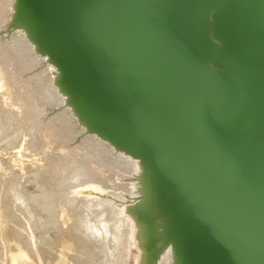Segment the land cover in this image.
I'll return each mask as SVG.
<instances>
[{
	"label": "water",
	"instance_id": "1",
	"mask_svg": "<svg viewBox=\"0 0 264 264\" xmlns=\"http://www.w3.org/2000/svg\"><path fill=\"white\" fill-rule=\"evenodd\" d=\"M13 32L138 162L142 264H264V0H14Z\"/></svg>",
	"mask_w": 264,
	"mask_h": 264
},
{
	"label": "rangeland",
	"instance_id": "2",
	"mask_svg": "<svg viewBox=\"0 0 264 264\" xmlns=\"http://www.w3.org/2000/svg\"><path fill=\"white\" fill-rule=\"evenodd\" d=\"M1 3V2H0ZM13 3H14V1H13ZM13 3H10L9 5L7 4V6L6 7H4L3 5H2V3L0 4L1 6H0V8L1 7H4L5 8V10H3L4 8H1L0 9V14H2V15H0V90H1V92H0V102H1V104H3V105H0V111L2 110V107L4 106V103L6 104L9 100V102H11V103H8L7 105H5V110H6V107H8V105L9 104H11L12 105V103H13V101H15L16 100V98H18L17 99V102H21L22 103V101H23V103H25V104H27V106H28V104L30 105V104H32V106L30 105L29 107H31V108H29V107H27V110L28 111H30V112H33V110L35 109V111H34V115H33V113H30V114H32V116H30L28 113L29 112H25V111H22V110H19L18 108H17V106H14L13 107V105H12V107L15 109V110H13V109H11L12 111H10L11 113L10 114H8L7 115V113H9V110L10 109H8L7 110V112H5V114L7 115V116H5L4 117V115L2 114V116L4 117V118H6V117H8V116H12V118L11 119H14V117H17V116H21V118H19V117H17L18 119H20V120H22L23 121V118L25 119V122L24 123H26V124H24V126H23V122L21 121H18L16 118V120L15 121H13V120H10L9 118H8V120L10 121L9 122V124H6L5 125V122H1L2 120H6V119H2L1 117L2 116H0V122H1V124H3L4 125V127H5V129H7V125H8V129L10 128L9 126L11 125V128H14V125L13 124H15V123H17V127H15L16 129H17V131H15L16 129H12L10 132H9V130L11 129H7V131L4 129H0V134H3V135H0V139H3V140H0V143H2V141H3V143L2 144H4V145H1L0 144V146H5L6 145V143H8V142H12V141H14V139L13 138H15L16 137V140L17 141H15V142H13V145H11L10 147L11 148H8V150H4V149H1L0 150V162H2V163H0V187L2 186V185H5V183L7 184V182H12V181H10L12 178V180H13V182H17L18 183V181L19 180H17L16 178H18L20 175H21V173L22 174H24V178L22 179V176H20L21 178H19V179H22L21 180V182L19 183V184H22V186H23V182H25L24 184H26L27 183V179H33V176H30V175H36L37 173L35 172V171H37V169H39L40 171H38V173H42V175L44 174V172H46L45 170V166L47 165V163H48V159L50 160L51 158H48V157H54V156H58V158H62V156L60 157V155L59 154H61L62 153V151L64 150V155H63V157H66V155L67 154H65L66 153V151H67V153L69 154V152H70V150H73V149H75V151H76V148H78V151H79V147H80V152H82V151H89L90 149H91V147L94 149H91L90 151L92 152H95V148L97 149L98 148V150L96 151L97 153H99V156H100V158H99V161H101L102 160V158L104 159V160H102V163L105 161V159H106V161L105 162H107L108 164H106L105 162L102 164L103 166H104V164L105 165H109V164H113V166H117L118 168H119V166H121L119 169H120V171L119 170H115V171H112V168H113V166H111V165H109L110 167H112V168H110L111 170L110 171H112V173H110V172H108V170H109V168H106V167H104L105 169H104V172L105 171H107L106 173H107V175L108 176H110V179H111V183L110 184H108V185H106V186H104V187H102L101 185L99 186V185H96V186H98V187H101V189H99V188H96V187H93L92 185H86L85 186V190H87V191H85V192H82L83 194L81 195V194H77V193H75V192H69V193H71L72 195H70V194H68L67 193V190H65L64 189V187L65 186H62V181H58L57 180V178H53V177H55V176H53V174L55 173V169H53V171H54V173L52 172V171H50V172H47V173H50V175L49 174H46L47 175V177H41V178H45L44 180H46V181H43V182H48V180H50V179H54V180H52V181H54V182H57L58 184H61V185H59V187H58V185H57V183H54L53 182V186L55 187H58V189H54L60 196V198L57 200V202H61L60 204H63V206L66 204V202H65V200H64V198L65 197H67L66 196V194L67 195H70V196H75V198H73V197H71V198H73V199H75L73 202H75L76 204H78L79 203V201L81 202V201H85V200H87V198L90 200V198H91V200H97V205H94V208H91V210L90 211H88V213H90V214H95V215H99V216H101V222H102V224H105V225H101V226H103L102 228H104L107 224H108V221H107V218H105V217H108L107 216V214L105 215V210L103 211V207H100V204H101V206H103V204H104V206H106V207H104V209H106V208H108V207H111V208H116L117 206H118V208H121V210H122V213L120 214V217H122V216H124V217H122V219H126L125 220V222H129L128 224H131L130 225V229H132V231H129L128 229H129V226H128V224L127 223H125V229L127 230V232H126V234H125V238L123 237V235L124 234H122L120 237H118L119 235H117V237L121 240V243H122V245L123 244H127V242H130V243H128L129 245L127 246H122L123 248V250L122 249H118V248H115V250L113 251V252H117L118 250H122V251H125L126 250V253L125 252H121L120 254H118L117 256L119 257H115V255H116V253L114 254V257H113V255H112V253L110 254V255H112V257H110V260H111V258H112V260H113V258H116L117 259V261H115V264H123L124 262L126 263V264H142V262H143V250L140 248V246H139V241H138V234H137V229L136 228H133V227H135V225H134V223L132 222V220L128 217V216H126L125 214H124V208H125V206L121 203V202H127V204L126 205H130L128 202H132V201H134L136 198H138L139 196H140V183L137 181V179H138V177H139V174L137 173V172H139L138 170H140L139 169V164H136L135 162H137V161H135L134 160V162L133 163H135L136 165V168L134 167V172H135V169L137 170V172H135V173H128V172H130V171H128L129 170V168H126V166L127 167H130L131 166V164L128 162V164H126L127 163V160H129V158L130 157H127V156H125V155H123V154H118V153H116L115 152V150H114V148L113 147H111V146H109L106 142L104 143V141H102V140H100V139H98V138H96V137H93V136H90L89 137V135H86L85 134V131L81 128V126H79V124L77 123V119H76V117L68 110V109H65L64 108V103H65V98H63V96L58 92V90H57V88L54 86V84H53V76H52V74L55 76V73H56V69H54L53 67H48L47 65H45V62H46V59L44 60V59H42L39 55H35V53H34V51H33V48L28 44V41H26V39H25V37H24V35H22V33H20V32H13V33H11V34H2L3 33V31H4V29H5V27H6V25L8 24V20L10 19V14H11V11H12V5H13ZM7 10V11H6ZM3 11H6L4 14L2 13ZM2 17V18H1ZM7 44V45H6ZM6 46V47H5ZM8 47H10V48H8ZM5 50V51H4ZM6 53V54H5ZM5 54V55H4ZM5 56V57H4ZM15 57V58H14ZM18 58V59H17ZM13 59V60H12ZM13 62H15V63H13ZM2 64V65H1ZM9 65V66H8ZM19 65H21V66H19ZM11 66V67H10ZM23 66V67H22ZM7 67V68H6ZM47 67H48V69H47ZM12 68V69H11ZM50 69V70H49ZM6 70V71H5ZM49 70V71H48ZM52 71V72H51ZM8 72V73H7ZM5 76H7V77H5ZM12 76H11V75ZM20 74V75H19ZM11 76V77H10ZM18 76V78H16ZM8 78H10V79H8ZM51 78V79H50ZM7 80H9V81H7ZM15 80V81H14ZM17 80V81H16ZM12 83V84H11ZM8 84H10V85H8ZM14 85H15V87L16 88H14ZM2 87V88H1ZM22 87V88H21ZM14 88V89H13ZM20 88V89H19ZM13 89V90H12ZM15 90V95L14 94H8L9 92H11V93H13V91ZM18 90V91H17ZM25 91V92H24ZM6 92H8V93H6ZM23 92V93H22ZM4 94H7L6 96L4 95ZM19 94V96H17ZM23 94V95H22ZM4 95V96H3ZM28 95V97H26ZM17 96V97H16ZM14 97V98H13ZM6 98V99H5ZM20 98V99H19ZM27 98H29V99H27ZM13 99V100H12ZM15 99V100H14ZM5 100H6V102H5ZM27 101V102H26ZM32 102V103H31ZM10 105V106H11ZM33 105H34V108H33ZM39 105V106H38ZM2 106V107H1ZM12 107H10V108H12ZM39 107V108H38ZM32 108H33V110H32ZM20 111V113H22V112H24V114H22V115H20V114H18V112H16V111ZM26 110V111H27ZM39 110V111H38ZM2 111H4V109L2 110ZM16 113V114H14V113ZM37 112V113H36ZM41 112V113H40ZM13 113V115H11ZM28 115H27V114ZM40 113V114H39ZM26 114V115H25ZM23 115H25V116H23ZM73 115V116H72ZM35 116V117H34ZM63 116V117H62ZM23 117V118H22ZM37 117V118H36ZM67 117H69V119L67 118ZM31 118L32 119H34V118H36V119H34V121H32L31 120ZM55 118V119H54ZM62 118H65V119H63V123H61L62 124V126H60L61 124L59 123V125H57L58 124V120L59 119H62ZM7 120V121H8ZM40 120V121H39ZM53 120H55L54 122H53ZM64 120H66V121H64ZM49 121H51V122H53V124H54V126L52 125V123H50ZM48 122V125H52L53 127H54V130H55V128H57V126L58 127H61V129L60 128H57V129H59L60 130V132L59 133H61L62 135H63V133L65 134V136H64V138H66V140H59V139H51V140H46V142H44L45 143V145H40V144H38V142H39V140H38V136L40 135V133L44 130L43 129V127L45 128V130H44V132L45 131H47L48 130V128H51V127H48V128H46V123ZM66 122H68V123H66ZM6 123H8V122H6ZM19 123H20V127H19ZM50 123V124H49ZM28 124H35L36 126H38V125H40V126H38L39 128H42V129H40L41 130V132H39V135H37L36 137V139H34V137H35V134L37 133L38 134V131H40L39 130V128L37 127V129L36 128H34L35 127V125H28ZM64 124H66V125H64ZM23 127H22V126ZM26 125V126H25ZM16 126V125H15ZM42 126V127H41ZM65 127V128H62V127ZM52 127V128H53ZM24 128H28V129H31V128H33L32 130H28V132H31V131H33L34 129H36V130H34V132L35 133H33V132H31V133H29L28 134V132L27 131H25L24 130ZM18 129H20V130H18ZM23 129V130H22ZM59 130H57V131H59ZM64 130H65V132H64ZM19 131V132H18ZM27 132L26 134H27V136L29 137H27L26 135H22V137L23 138H21V134H23L22 132ZM63 131V132H62ZM2 132V133H1ZM15 132H17V133H15ZM56 132V131H55ZM66 132H68V133H66ZM8 134V137H7V134ZM20 133V134H19ZM5 134V135H4ZM15 134H16V136H15ZM17 134H19V135H17ZM33 135H34V137H33ZM41 135H42V133H41ZM40 135V136H41ZM1 136H3V137H1ZM67 136H69L68 138H67ZM44 137V136H43ZM42 138V137H41ZM22 139H24V141L22 140ZM33 139L35 140V141H33ZM94 139V140H93ZM23 141V143L22 142H20V141ZM30 140H32V142L34 143V142H36V143H34L33 144V146L35 145V147H33L32 145V147H30L29 145L27 146V142L28 141H30ZM36 140H38V141H36ZM86 140V141H85ZM91 140V141H90ZM26 141V142H25ZM49 141V142H48ZM5 142V143H4ZM100 142V143H99ZM29 143H31V142H29ZM87 143H88V145H87ZM95 144V145H93V144ZM97 143V144H96ZM15 144V145H14ZM18 144V145H17ZM20 144H21V146H20ZM23 144H26L25 146H23ZM36 144H37V146L39 145V146H42L41 148H39V146L38 147H36ZM85 144V145H84ZM54 145V146H53ZM81 145V146H80ZM84 145V146H83ZM20 146V148H17V147H19ZM46 146H48V147H46V148H51V150L50 149H46L45 147ZM59 146V147H58ZM29 147H30V151L28 150L29 149ZM52 147H58L57 149H56V152H55V150L53 151L54 153H56V154H52L53 156H51V154H50V152H46L45 150H49V151H52L53 149H52ZM89 147H90V149H89ZM106 147H108V148H106ZM24 148V150H22ZM85 148H88V149H85ZM104 148V149H103ZM31 149H34V151H31ZM59 149H61V150H59ZM85 149V150H84ZM20 150H21V152H23V151H26L25 153L23 152V153H21L20 152ZM38 152H36V151ZM39 150V151H38ZM44 150V151H43ZM61 151V152H57V151ZM2 151H3V153H2ZM11 151V152H10ZM33 152H34V154H33ZM46 152V154H48L49 153V156L48 157H46V158H48L47 159V161H45L46 159H44L43 161H45L44 163H45V165L42 167V164H44L43 162H41L40 161V159H41V157H42V159H43V156H41L40 154H42V155H45V154H43V153H45ZM91 152H88V153H91ZM92 152V153H93ZM109 152V153H108ZM37 155H36V154ZM40 153V154H39ZM58 153V154H57ZM91 153V154H92ZM6 154V155H5ZM26 154V155H25ZM29 154H33L34 156H30ZM102 154V155H101ZM106 154H107V156H106ZM15 155H16V157H15ZM41 156V157H39V156ZM93 155V154H92ZM109 155V156H108ZM5 156H7V157H5ZM18 156V157H17ZM29 156V157H28ZM36 156H38V157H36ZM94 156L95 157H99L97 154H94ZM103 156V157H102ZM33 157H35V159H32ZM124 157V158H123ZM4 158V159H3ZM5 158H6V160H5ZM17 158V159H16ZM39 159V161H37L38 159ZM7 159H8V163H7ZM20 159V160H19ZM101 159V160H100ZM125 159H127V160H125ZM2 160V161H1ZM19 160V161H18ZM60 160V159H59ZM122 161V162H121ZM126 161V162H125ZM130 162L131 161H133L132 160V158H131V160H129ZM4 162H6V164L8 165V164H12L11 166H13V165H15L16 163V165L15 166H13V167H11V168H13V170H15V171H13V170H10L9 168H7V169H9L10 171H13V172H17L16 173V175L18 174H20L18 177H16L15 179L17 180H15L14 179V177H12L11 176V178H9L8 180L9 181H6L7 179L6 178H8V177H10V175H9V173L8 174H6V175H9V176H7L6 177V175H5V171H7L8 172V170H6V167H9L10 165H6ZM21 162V168L19 167V165L20 164H18V163H20ZM42 164H41V163ZM110 162H113V163H110ZM5 164V166H4V164ZM138 163V162H137ZM28 164V165H27ZM41 164V165H40ZM40 165V166H39ZM126 165V166H125ZM138 165V166H137ZM29 166V167H28ZM38 166V167H37ZM108 166V167H109ZM25 167V168H24ZM33 167H36L37 169H33ZM39 167H41V168H39ZM114 167V168H115ZM124 167V168H123ZM137 167H138V169H137ZM5 168V169H4ZM131 168V167H130ZM133 168V167H132ZM45 169V170H44ZM108 169V170H107ZM117 169V168H116ZM127 170L126 172H121V170L123 171V170ZM24 170V171H23ZM41 170H43V172L41 171ZM18 171L19 172H21V173H18ZM24 173H23V172ZM63 171V170H62ZM64 171H66V170H64ZM116 171H118V172H116ZM13 172H11V173H13ZM102 172H103V170H102ZM103 172V173H104ZM114 172V173H113ZM32 173H36V174H32ZM66 172H64L63 173V175L62 174H60V175H58V176H67V175H69V173H66ZM102 173V174H103ZM15 174V173H14ZM14 174H13V176H14ZM26 174V175H25ZM28 174V175H27ZM30 174V175H29ZM65 174V175H64ZM2 175H5V177L6 178H2V177H4V176H2ZM12 175V174H11ZM37 175H40V174H37ZM41 175V176H42ZM45 175V174H44ZM49 175V176H48ZM104 175V174H103ZM50 176H52V178L50 177ZM28 177V178H27ZM30 177V178H29ZM60 177L58 178L59 180H60ZM40 178V179H41ZM46 178H49V179H46ZM2 179V180H1ZM3 179H5V181L3 180ZM26 179V180H25ZM40 179H38L39 181H40ZM56 179V180H55ZM15 180V181H14ZM62 180V179H61ZM33 181V180H32ZM32 181H28L29 182V184H31L32 183ZM113 181V182H112ZM3 182H5V183H3ZM31 182V183H30ZM43 182L42 183H38V185L39 184H42V186L44 185V186H46L47 184L49 185V183L51 182V181H49V183H44L43 184ZM52 183V182H51ZM10 184V183H9ZM12 184H14V183H11V185L9 186H6V188L7 187H9V188H11V191H14L15 192V190L16 189H19L20 188V186L21 185H19V184H14V185H12ZM33 184V183H32ZM46 184V185H45ZM55 184V185H54ZM27 185V186H26ZM26 185H24V189L23 188H21V190H22V192H23V190H25V187L26 188H31V185L29 186L28 185V183L26 184ZM48 185L46 186V187H48ZM12 186L13 187H17V188H15V190H14V188H12ZM39 186H41V185H39ZM43 186V188H46V187H44ZM51 187H53L52 186V184L50 185ZM49 186V187H50ZM19 187V188H18ZM53 187V188H54ZM2 188H5V187H2ZM1 188V189H2ZM5 188V190H10V189H6ZM40 188V192L41 193H38L37 191H39V189L38 190H36V191H34L32 188H31V190H28V194H29V196H30V193L32 194V199H33V197H35V199H36V197H38V196H42V197H44V198H46V195L44 196V194H42V193H47L46 191L48 190H50V188H47L46 190L45 189H42V187H39ZM52 188V189H53ZM60 188H61V190H60ZM0 189V191H5L4 189H2L1 190ZM51 189V190H52ZM94 189V191H93V193L91 192L90 193V191H92ZM21 190H17V192L19 193V194H23L24 195V192H25V195L27 194L26 192V190L22 193V192H19V191H21ZM50 190V191H51ZM53 190V191H54ZM58 190V191H57ZM62 190H64V191H62ZM76 190L77 191H79V190H83V187H77L76 188ZM3 191L2 192H0V201H2L3 203H4V205L2 204V202H0V204H2V205H0V207H2V209L0 208V212H1V216H3V215H9V214H13V213H15L16 212V210L17 209H20L21 207H22V202H19V203H22L21 204V206H19L20 204H18V202H16V204H15V199L14 198H12V194L9 192V191H5L4 193H3ZM30 191H32V192H30ZM54 191V192H55ZM66 191V192H65ZM17 192H15L16 193V195H17ZM34 192H36V193H34ZM65 194H64V193ZM1 193H3V194H1ZM10 193V194H9ZM15 193H13V196L15 197L16 195H14ZM62 193V194H61ZM91 195H90V194ZM5 194V195H4ZM8 194H9V197H7L8 196ZM27 194V195H28ZM35 194V195H34ZM37 194V195H36ZM40 194V195H39ZM24 195V196H25ZM34 195V196H33ZM63 195H64V198H62L63 197ZM90 195V196H89ZM24 196H22V197H24ZM28 196V197H29ZM2 197V198H1ZM7 197V198H6ZM17 197H18V195H17ZM16 197V198H17ZM27 196H26V198H28ZM42 197H38V198H40L41 199V201L43 202H40V200L38 201V200H36V202H34L35 200L33 199H31V197L30 198H28L29 199V201H30V199L34 202V203H36V204H38V203H40V204H43V205H45V204H48L47 202L48 201H50V200H48L47 201V199L46 200H44L43 201V199L44 198H42ZM90 197V198H89ZM5 198H6V201H5ZM10 198V199H9ZM12 198V199H11ZM25 198V201H24V205H26L27 207H29V208H31V206H35L36 204H34L32 201V203L31 202H28L27 201V199ZM2 199V200H1ZM14 199V200H13ZM61 199V200H60ZM114 199H116V200H118V202H115L114 201ZM7 200L11 203V202H13V203H11L12 205V208H13V206H14V208H16L15 209V211H14V209H11V207H10V203L8 204H6V202H7ZM11 200H13V201H11ZM17 200V199H16ZM24 200V199H23ZM88 200V201H89ZM5 201V202H4ZM37 201H38V203H37ZM102 201H103V203H102ZM45 202V203H44ZM49 203H51V202H49ZM29 204V205H28ZM7 206V208H9L10 207V209H7V210H9V212H7V213H5V214H2V213H4V211H6L5 210V208L4 207H6ZM72 205V204H71ZM18 207H20V208H18ZM100 207V208H99ZM24 208H25V206H24ZM77 208V207H76ZM110 208V209H111ZM32 209V208H31ZM77 209H79V207L77 208ZM2 210V211H1ZM4 210V211H3ZM11 210H12V212H11ZM21 210H22V208H21ZM27 210H28V208H27ZM76 209H74V211H75ZM80 210H82L81 208L79 209V211ZM73 211V210H72ZM74 211L73 212H68V211H64V213L63 214H65L66 212H67V214H66V216L68 217V219H69V217L71 218L72 216H78L79 215V213H78V215H75V214H73L72 215V213H74ZM78 211V212H79ZM26 212V211H25ZM63 212V211H62ZM75 212H77V211H75ZM20 212L18 211V215H14L16 218H18L19 216H20V214H19ZM25 214V213H24ZM27 214V213H26ZM21 215L22 217H20L21 218V221H15V222H17V223H19V224H22V222L23 221H25V220H28L29 221V219H27L25 216H27L28 217V215ZM101 214V215H100ZM95 215H91V216H88V217H94ZM48 216V215H47ZM65 216V215H64ZM63 216V217H64ZM85 216H87V215H85ZM4 217V216H3ZM3 217H0V221L1 222H3V220H1V218H3ZM6 217V216H5ZM11 217V216H10ZM25 218V220H23ZM29 218V217H28ZM42 218V217H41ZM47 218V217H46ZM73 218V217H72ZM64 220L66 219L67 220V218L65 217V218H63ZM82 219H84V218H82ZM86 219H87V217H86ZM91 218H89V220H90ZM20 220V219H19ZM23 220V221H22ZM28 221H25V222H27L28 223ZM91 221L94 223V219H91ZM96 221V220H95ZM21 222V223H20ZM30 222H31V220H30ZM30 222L28 223V225H26V223H24L25 224V226L23 227V226H21V227H23V228H21L20 226H18L17 225V227L18 228H20V229H17V231H19V230H21V232H24L22 229H25L26 231H28V230H30V233H28V235L26 234V232H24V233H22V234H24V235H21V236H25V238L24 237H22V238H24V239H26L27 237L26 236H28V238L30 237V234H32L36 229L32 226V228H28V226L30 227V225H33V224H30ZM68 222V221H67ZM100 222V221H99ZM70 223V222H69ZM69 223H67V225L69 224ZM98 223V222H97ZM9 224L10 223H8L7 225L9 226ZM12 225H10L14 230H15V227H16V225L14 226L13 225V222L11 223ZM30 224V225H29ZM2 225L3 224H1L0 223V227L3 229V232L1 231L0 232V234L2 233V235H3V238H2V236L0 237V244H2V247L5 245V246H8L7 245V243L10 245V246H8V247H0V264H7L8 263V260H9V257L7 256V255H10V253L8 254V253H6V252H8V250H9V252L11 251V249H13L12 247L15 245V243H14V245H12V244H10V243H12L11 241H7V243L5 242L6 241V239H5V235L4 234H7L6 233V231L8 230H6V228H3L2 227ZM23 225V224H22ZM14 226V227H13ZM60 226V225H59ZM68 226H70V224L68 225ZM67 226V227H68ZM108 226V225H107ZM7 227V226H6ZM11 227H10V229H11ZM16 227V228H17ZM25 227H27V228H25ZM51 227V226H50ZM50 227L49 228H47L48 230L50 229ZM65 226H63L62 224H61V226L60 227H56V228H59V229H50L49 231H47V230H45V228H46V226H44L43 228L44 229H37L39 232H37V230L34 232V233H36V235H38V233H40L41 235H42V233H43V235L42 236H44V235H46L45 237H50V235H52L53 237H54V235L53 234H63L65 237H66V235L67 234H69V232L67 233V232H65V231H70L71 229H68L67 230V227H65ZM128 227V228H127ZM0 228V229H1ZM52 228V227H51ZM102 228H100L101 230H102ZM106 228V227H105ZM28 229V230H27ZM31 229H34L33 231L31 230ZM60 229H64L65 231V233H67V234H65L64 232L62 233L61 231H60ZM45 232H44V231ZM55 230V231H54ZM56 230H58V232L56 231ZM133 230H134V232H133ZM32 231V232H31ZM43 231V232H42ZM51 231V232H50ZM55 233H54V232ZM72 231V230H71ZM106 231V230H105ZM105 231H103V232H105ZM109 231V230H108ZM102 232V233H103ZM130 232H132V233H130ZM18 233H20V231L18 232ZM44 233H46V234H44ZM53 233V234H52ZM99 233H100V231H99ZM101 233V234H102ZM112 234L111 232H105L104 234H107V235H109V234ZM127 233H128V236H127ZM21 234V233H20ZM20 234H18V235H16V236H19ZM40 234H39V236H36L35 234H33V235H31L32 237L33 236H35V238H32L33 240H34V242H31V241H33V240H31V239H26V240H31L30 241V243H27V242H29V241H27V242H25V240L23 239V242H25L26 243V245H24V247L26 246V247H30L31 246V248L33 247L34 248V246H35V248H36V245L35 244H37L38 242V244H41L42 242L44 243L45 242V245H43V244H41L40 246L37 244V246H39V247H37L36 248V250L35 249H31V250H35V252H38L39 254H42L43 252H42V250H45L44 252L46 253V251H50V257L53 255L54 256V254L53 253H55L56 251H63L64 249H61V247L63 246V245H61V247L59 246V248H57V249H59V250H57L56 249V251H55V249H53V247H55V246H52V248L50 247L51 245H53V244H51V243H54V242H51L50 240L52 239L51 237V239H46V238H42V236H40ZM70 234H72L71 232H70ZM130 234V235H129ZM8 235V234H7ZM63 235H61L62 237H64ZM105 236V237H109V236H111V235H109V236ZM115 234H113L112 236L113 237H111L110 239H112L113 240V238H114V242L113 241H111V245H110V248L111 247H116L115 246V243L117 244V242H119L120 243V241H119V239H117L116 238V236H114ZM70 235H67V237H69ZM126 236L128 237V238H126ZM130 236L133 238H130ZM40 239V240H42V242H40V241H38V238ZM121 237H123L124 238V240H125V242L122 240V238ZM14 238V237H13ZM42 238V239H41ZM117 239V242H115V240ZM140 238V237H139ZM44 239V240H43ZM129 239H132L131 241L129 240ZM135 239V240H134ZM48 242V244H47V242ZM134 240V241H133ZM3 241V242H2ZM36 241V242H35ZM50 241V242H49ZM53 241V240H52ZM124 243H123V242ZM22 242V243H23ZM24 243V244H25ZM31 243H33L34 244V246H33V244L32 245H30V246H28L29 244H31ZM49 243L51 244V245H49ZM93 243L94 242H89V246L90 247H92L91 249L92 250H95L94 249V245H93ZM47 244V245H46ZM49 245V246H48ZM108 245V244H107ZM1 246V245H0ZM41 246H45L46 248H49V249H47L46 250V248H44L43 247V249L41 248ZM48 246V247H47ZM69 246V245H68ZM121 246V244L118 246V247H120ZM129 246H131V247H129ZM16 247V246H15ZM25 247V248H26ZM65 247V249H67L68 247H66V246H64ZM96 247V250H97V245L95 246ZM39 248V249H38ZM124 248H127V249H124ZM129 248V249H128ZM6 249V250H5ZM15 249V248H14ZM28 249V248H27ZM27 249H25V251H27ZM50 249H52V254H51V250ZM69 249H71L72 250V248H70L69 247ZM109 249V248H108ZM114 249V248H113ZM112 249V250H113ZM4 250V251H3ZM30 252H29V254H31V255H29L28 256V258L26 259V261H31V260H29V257H31V258H34L35 256H34V254L35 253H33V251H31L30 250V248L28 249ZM37 250H39V251H37ZM68 250V249H67ZM112 250H108V252L109 251H112ZM128 250H129V252H128ZM40 251L42 252V253H40ZM54 251V252H53ZM60 251H59V253H60ZM5 252V253H4ZM65 252H67V251H65L64 250V253ZM71 252V254L72 253H74L73 252V250L72 251H70L69 250V253ZM120 251H118L117 253H119ZM38 253H36L35 255H36V257H38ZM59 253H55V254H58V257L60 256V257H62L63 255H61V254H59ZM64 253H62V254H64ZM110 253V252H109ZM125 253V255H123ZM6 254V255H5ZM26 254H28V251H27V253ZM32 254H33V256H32ZM47 254V253H46ZM45 254V255H46ZM43 255V256H42ZM42 255H40L39 257L41 258V260L43 259V258H47L46 256L48 255H46L45 257H44V254H42ZM68 255V254H67ZM72 255H74V254H72ZM4 256H7L6 258H4ZM49 256V255H48ZM65 256H66V254H65ZM65 256H63V257H65ZM123 256V257H122ZM43 257V258H42ZM109 257V256H108ZM125 257V258H124ZM40 258H38V259H40ZM67 260L66 261H64V260H61V261H63V262H58L59 261V258H57L56 257V259H58V260H56L55 262H53V257H52V259L51 258H47V259H45L44 260V262L43 261H41V263L37 260V258H35L34 260V263H27L26 261L24 262V264H67L68 263V260H69V258H70V255H68V257H65ZM75 258V257H74ZM4 259V260H3ZM7 259V260H6ZM70 259H72L71 261H69V262H72L73 261V257L72 258H70ZM121 259V260H120ZM124 259V260H123ZM75 260V259H74ZM167 261V262H166ZM3 262H5V263H3ZM31 262H33V261H31ZM35 262H37V263H35ZM65 262H67V263H65ZM122 262V263H121ZM164 262V263H163ZM74 263V262H73ZM22 264V263H21ZM84 264H90V262L89 261H85L84 262ZM111 264V263H110ZM112 264H114V262H112ZM160 264H172V256H171V254L168 252L166 255H164V257L162 258V260H161V262H160Z\"/></svg>",
	"mask_w": 264,
	"mask_h": 264
},
{
	"label": "bare ground",
	"instance_id": "3",
	"mask_svg": "<svg viewBox=\"0 0 264 264\" xmlns=\"http://www.w3.org/2000/svg\"><path fill=\"white\" fill-rule=\"evenodd\" d=\"M13 1L14 0H0V2L2 3V5L4 6V7H6L7 6V4L9 5L10 3H13ZM0 3V4H1ZM11 5V4H10ZM1 6V5H0ZM4 7H1V8H4ZM0 8V9H1ZM3 10H5V8L3 9ZM7 11V10H6ZM6 11H3L4 13L6 12ZM2 12V11H1ZM2 12V13H3ZM3 13V14H4ZM0 15H2V14H0ZM5 15V14H4ZM2 18V17H1ZM2 20V19H1ZM0 20V21H1ZM1 23V22H0ZM7 45V44H6ZM6 47V46H5ZM8 48H10V47H8ZM5 51V50H4ZM6 54V53H5ZM4 54V55H5ZM5 57V56H4ZM15 58V57H14ZM18 59V58H17ZM13 60V59H12ZM13 63H15V62H13ZM2 65V64H1ZM9 66V65H8ZM19 66H21V65H19ZM11 67V66H10ZM23 67V66H22ZM50 67H52V66H50ZM7 68V67H6ZM12 69V68H11ZM47 69H48V67H47ZM50 70V69H49ZM48 70V71H49ZM1 71V70H0ZM6 71V70H5ZM52 72V71H51ZM8 73V72H7ZM4 75V74H3ZM11 75V74H10ZM20 75V74H19ZM5 76V75H4ZM12 76V75H11ZM10 76V77H11ZM5 77H7V76H5ZM16 78H18V76L16 77ZM8 79H10V78H8ZM51 79V78H50ZM7 81H9V80H7ZM15 81V80H14ZM17 81V80H16ZM12 84V83H11ZM8 85H10V84H8ZM2 88V87H1ZM14 88H16L15 87V85H14ZM13 88V89H14ZM22 88V87H21ZM12 89V90H13ZM20 89V88H19ZM18 91V90H17ZM0 92H1V90H0ZM12 92V91H11ZM11 92H6V93H8V94H14L15 95V90L13 91V93H11ZM25 92V91H24ZM23 93V92H22ZM5 96L7 95V94H4ZM3 95V96H4ZM23 95V94H22ZM1 96V95H0ZM17 96H19V94L17 95ZM16 96V97H17ZM26 97H28V95L26 96ZM14 98V97H13ZM1 99V98H0ZM6 99V98H5ZM17 99L18 98H16V100L15 101H13V103H12V105H13V107L14 106H17V108L19 109V110H22V111H25V112H29L28 114L30 115V116H32V114H30V113H33V115H34V111H35V109L33 110V108H34V105H33V108H32V110H33V112H30V111H28L27 110V107H29L30 105L32 106V104H28V106H27V104H25V103H23V101H22V103L20 102H17ZM20 99V98H19ZM27 99H29V98H27ZM13 100V99H12ZM10 101V100H9ZM7 102L6 104L4 103V106L2 107V110L4 109V111H0V116H2V114L4 113L5 114V112H7V110L8 109H10L9 110V113H7V115L8 114H10L11 112L10 111H12L11 109H13V110H15L13 107H12V105L11 104H9L8 105V107H6V110H5V105H7L8 103H11V102ZM5 102H6V100H5ZM27 102V101H26ZM32 103V102H31ZM0 105H3V104H1V102H0ZM11 105V106H10ZM39 106V105H38ZM10 107H12V108H10ZM29 108H31V107H29ZM39 108V107H38ZM16 111V112H18V114H20V115H22V114H24V112H22V113H20V111ZM27 110V111H26ZM39 111V110H38ZM14 113V112H13ZM13 113L11 114V115H13ZM37 113V112H36ZM41 113V112H40ZM39 113V114H40ZM3 114V115H4ZM14 114H16V113H14ZM27 114V113H26ZM25 114V115H26ZM27 114V115H28ZM6 114L4 115V117L5 116H7ZM25 115H23V116H25ZM73 116V115H72ZM3 116L1 117L2 119L4 118ZM12 118V116H8V117H6V118H4V119H6V120H2L1 122L3 123V122H8V123H6L5 122V125L6 124H9V120H8V118L10 119V120H13V121H15L16 119L18 120V121H22V120H20V119H18L17 117H19V116H17V117H14V119H11ZM35 117V116H34ZM63 117V116H62ZM19 118H21V116L19 117ZM23 118V117H22ZM25 118V117H24ZM23 118V121L25 122V119ZM37 118V117H36ZM36 118H34V119H36ZM68 119H69V117H67ZM34 119H32L31 118V120L32 121H34ZM55 119V118H54ZM63 119H65V118H62V119H59L57 122H58V124L57 125H59V123L61 124V123H63L62 121H63ZM8 120V121H7ZM62 120V121H61ZM22 121V122H23ZM40 121V120H39ZM55 120H53V122H54ZM64 121H66V120H64ZM1 122H0V129H5V127H4V125L3 124H1ZM22 123L23 124V126H24V124H26V123ZM50 123H52V125L54 126V124H53V122H51V121H49ZM49 123V124H50ZM55 123V122H54ZM66 123H68V122H66ZM14 125V128H11V125L9 126L10 128V130L8 129V125H7V129L9 130V132L12 130V129H16L15 127H17V123H15V124H13ZM16 125V126H15ZM29 126L31 125H35V124H28ZM46 128H48V127H51L50 125H48V122L46 123ZM64 125H66V124H64ZM22 126V125H21ZM22 126V127H23ZM26 126V125H25ZM38 126H40V125H38ZM38 126H36L35 125V127L34 128H36L37 129V127ZM52 126V127H53ZM60 126H62V124L60 125ZM19 127H20V123H19ZM42 127V126H41ZM48 128V130L47 131H45L44 132V130H45V128L43 127V131L41 132V130L40 129H42V128H39V130L40 131H38V134L36 133L35 134V137H34V135H33V137H34V139H36L37 137V135H39V132H41L42 133V135H41V133H40V135L38 136L39 138H38V140H39V142H38V144H40V145H45V143L44 142H46V140H51V139H59V140H66V138H64V136H65V134L63 133V135L61 134V133H59L60 132V130L59 129H57V128H60L61 129V127H58L57 126V128H55V130H54V127L53 128ZM18 128V127H17ZM62 128H65L64 126L62 127ZM7 129H5L6 131H7ZM26 128H24V130H25ZM28 129V128H27ZM25 130V131H27L28 132V130L30 131V130H32L33 128H31V129H28V130ZM36 129H34V130H36ZM18 130H20V129H18ZM23 130V129H22ZM34 130L33 131H31V132H33V133H35L34 132ZM57 130H59V131H57ZM15 131H17V129L15 130ZM56 131V132H55ZM19 132V131H18ZM27 132H22L23 134H21V138H23L22 137V135H26L27 136ZM31 132H28V134L29 133H31ZM63 132V131H62ZM64 132H65V130H64ZM2 133V132H1ZM15 133H17V132H15ZM66 133H68V132H66ZM7 134V133H6ZM20 134V133H19ZM19 134H17V135H19ZM0 135H3V134H0ZM5 135V134H4ZM15 136H16V134H15ZM20 136V135H19ZM44 136V137H43ZM1 137H3V136H1ZM7 137H8V134H7ZM28 137V136H27ZM42 137V138H41ZM66 137V136H65ZM69 136H67V138H68ZM90 137V136H89ZM9 138V137H8ZM29 138V137H28ZM14 139V141H10V142H8V143H6V145L3 147V146H0V150L1 149H4V150H8V148H11L10 146L11 145H13V142H15V141H17L16 140V137L15 138H13ZM33 139V141H35ZM0 140H3V139H0ZM23 141H24V139H22ZM38 140H36V141H38ZM94 140V139H93ZM20 141V140H19ZM23 141H20V142H22L23 143ZM86 141V140H85ZM91 141V140H90ZM26 142V141H25ZM29 142H31V143H29ZM49 142V141H48ZM2 143H3V141H2ZM2 143H0L1 145H4V144H2ZM5 143V142H4ZM28 144H27V146L29 145L30 147H32L33 146V144L34 143H36V142H32V140H30V141H28L27 142ZM100 143V142H99ZM105 143V142H104ZM93 144V143H92ZM97 144V143H96ZM15 145V144H14ZM18 145V144H17ZM26 144H23V146H25ZM32 145V146H31ZM85 145V144H84ZM83 145V146H84ZM87 145H88V143H87ZM93 145H95V144H93ZM20 146H21V144H20ZM20 146L19 147H17V148H20ZM39 146V145H38ZM37 146V144H36V147H38ZM54 146V145H53ZM81 146V145H80ZM30 147H29V151H30ZM33 147H35V145L33 146ZM42 146H39V148H41ZM45 147V146H44ZM46 147H48V146H46ZM45 147V148H46ZM59 147V146H58ZM58 147H52V151H49V150H45L46 152L48 151V152H50V154L52 153V154H56V153H54L53 151L55 150V152H56V149L58 148ZM106 148H108V147H106ZM21 149V148H20ZM46 149H50L51 150V148H46ZM85 149H88V148H85ZM84 149V150H85ZM89 149H90V147H89ZM91 149H93L92 147H91ZM90 149V150H91ZM104 149V148H103ZM22 150H24V148L22 149ZM59 150H61V149H59ZM57 151L58 153L59 152H61V151ZM80 147H79V151H78V148H76V151H75V149H73V150H70V152H69V154L67 153V151H66V153L65 154H67L66 155V157H63V155H64V150L62 151V153L61 154H59L60 155V157L62 156V158H58V156H54L53 158L52 157H48L49 156V153L48 154H46V152L45 153H43V154H45V155H42V154H40L41 156H43V159H42V157L41 156H39V157H41V159H40V161L41 162H45V161H47V159L48 158H51L50 160L48 159V163H47V165L45 166V171L46 172H44V174L42 175V173L40 172V173H38V171H40L39 169H37L36 167H33V169L35 168V169H37V171H35L37 174H40V175H37L36 173H32V174H36V175H30V176H33V179H27L28 181H32V183L31 184H29V182L27 181V183H28V185L30 186L31 185V188L34 190V191H36V190H38L39 189V191H37L38 193H41L40 191V188L39 187H42V189H47V188H50V190L54 187L53 186V182L54 181H52V180H54V179H50V180H48V182H43V181H46V180H44L43 178H41V177H47V175L46 174H49L50 175V171H52L53 173H54V171H55V173L53 174V176H55V177H53V178H57V180L58 181H62V186H65L64 187V189L65 190H67V193L68 194H70V195H72L71 193H69V192H75V193H77V194H83L82 192H85V191H87V190H85V186L86 185H92L93 187H96V188H99V189H101V187H98V186H96V185H101L102 187H104V186H106V185H108V184H110L111 183V179H110V176H108L107 175V171H105L104 172V167H106L107 165H105L104 164V166L102 165L105 161H106V159H105V161L102 163V160H104L103 158H102V160L101 161H99V158H100V156H99V153H97L96 151L98 150V148L96 149L95 148V152H91L90 150L89 151H82V152H80ZM94 150V149H93ZM31 151H34V149H31ZM36 151V150H35ZM39 151V150H38ZM44 151V150H43ZM11 152V151H10ZM20 152H21V150H20ZM24 153L26 152V151H23ZM23 152H21V153H23ZM37 152V151H36ZM88 152H91V153H88ZM1 153V152H0ZM2 153H3V151H2ZM38 153V152H37ZM57 153V154H58ZM109 153V152H108ZM33 154H34V152H33ZM31 155V154H29L30 156H34V155ZM36 154V153H35ZM51 154V156H53ZM63 154V155H62ZM94 154H97L99 157H95L94 156ZM6 155V154H5ZM26 155V154H25ZM37 155V154H36ZM102 155V154H101ZM38 156H36V157H38ZM65 156V155H64ZM106 156H107V154H106ZM109 156V155H108ZM5 157H7V156H5ZM15 157H16V155H15ZM18 157V156H17ZM29 157V156H28ZM46 157H48V158H46ZM103 157V156H102ZM124 158V157H123ZM4 159V158H3ZM17 159V158H16ZM32 159H35V157H33ZM38 159V158H37ZM44 159H46L45 161H43ZM60 159V160H59ZM5 160H6V158H5ZM20 160V159H19ZM18 160V161H19ZM125 160H127V159H125ZM129 160H131V158H129ZM129 160H127V163L126 164H128V162L131 164V168L130 167H127L126 165V168H129V170L128 171H130V172H128V173H135V172H137V170L135 169V172L133 171L134 170V167L136 168V164H138L137 162H135V163H133L134 162V160L133 161H129ZM2 161V160H1ZM37 161H39V159L37 160ZM136 161V160H135ZM40 162V163H41ZM122 162V161H121ZM126 162V161H125ZM0 163H2V162H0ZM5 164H6V162H4ZM3 163V164H4ZM7 163H8V159H7ZM46 163V162H45ZM45 163L44 164H42V167L45 165ZM106 164H108L107 162H105ZM110 163H113V162H110ZM5 164H4V166H5ZM17 164V163H16ZM15 164V165H16ZM18 164H20L19 165V167L21 166V162L20 163H18ZM40 164V165H41ZM7 165V164H6ZM8 165H10V164H8ZM7 165V166H8ZM12 165V164H11ZM9 166V167H6V170H8V172L7 171H5L6 173H5V175L6 174H8L9 173V175H10V177H8V178H6L7 176H9V175H6V177H5V175H2V176H4V177H2V178H6L7 180L6 181H9L8 179L9 178H11V176L12 177H14V179L16 178V177H18L17 175H16V173L17 172H13V171H15V170H13V168H11V167H13V166H15V165H13V166ZM28 165V164H27ZM39 165V166H40ZM109 165H111V166H113V164H109ZM108 165V166H109ZM106 167V168H109V170H108V172H110V173H112V171H115V170H119L120 171V167L121 166H119V168L116 166H113V168L112 167ZM138 166V165H137ZM29 167V166H28ZM38 167V166H37ZM115 167V168H114ZM133 167V168H132ZM7 168H9L10 170H13V171H10L9 169H7ZM21 168V167H20ZM25 168V167H24ZM39 168H41V167H39ZM110 168H112V171H110L111 169ZM117 168V169H116ZM124 168V167H123ZM5 169V168H4ZM34 169V170H35ZM42 169V168H41ZM53 169H55L54 171H53ZM115 169V170H114ZM137 169H138V167H137ZM140 169V168H139ZM50 170V171H49ZM63 170V171H62ZM64 170H66V171H64ZM102 170H103V172H102ZM126 169L125 170H121V172H126L127 171ZM24 171V170H23ZM22 171V172H23ZM42 172H43V170H41ZM138 171H140V170H138ZM11 172H13V173H11ZM47 172H50V173H47ZM64 172H66V173H69V175H67V176H58V175H60V174H62L63 175V173ZM116 172H118V171H116ZM15 173V174H14ZM18 173H21V172H19L18 171ZM24 173V172H23ZM65 173V174H66ZM104 175H103V174ZM114 173V172H113ZM137 173H139V172H137ZM12 174V175H11ZM13 174H14V176H13ZM52 174V173H51ZM64 174V175H65ZM23 175V176H22ZM26 175V174H25ZM28 175V174H27ZM42 175V176H41ZM48 175V176H49ZM20 176H22V179L24 178V174H22L21 173V175ZM18 177V178H16L17 180H19L20 182H21V180L22 179H19V178H21V177ZM51 178H52V176H50ZM60 177V180L58 179ZM28 178V177H27ZM30 178V177H29ZM41 178V179H40ZM13 179V178H12ZM10 180V181H12V182H7V184L5 183L6 181H5V179H3L5 182H3V183H5V185H2L1 187H0V189L2 188V187H5L6 188V186H10L11 185V183H14V184H19L20 182L18 181V183L16 182H13V180ZM15 179V180H16ZM38 179H40V181L38 180ZM46 179H49V178H46ZM62 179V180H61ZM2 180V179H1ZM14 180V181H15ZM16 180V181H17ZM26 180V179H25ZM56 180V179H55ZM49 181H51L50 183H49ZM57 181V182H58ZM43 182V184L44 183H49V185H48V187H46V186H44V187H46V188H43V186H42V184H39V185H41V186H39L38 185V183H42ZM57 182H54V183H57ZM113 182V181H112ZM10 183V184H9ZM25 182H23V186H22V184H19V185H21L20 186V188L19 189H16L15 190V188H17V187H13L12 186V188H14V190H15V192H17V190H21V188H23L24 189V185H26V184H24ZM14 184H12V185H14ZM52 184V186L53 187H51L50 185ZM55 185V184H54ZM57 185H58V187H59V185H61V184H58L57 183ZM27 186V185H26ZM50 186V187H49ZM58 187H54L51 191L49 190H47L46 192V194L45 193H42V194H44V196L46 195V198H44V197H42L40 194V196H38V197H42V198H44L43 199V201L44 200H46L47 199V201L48 200H50V201H48L47 203L48 204H45V205H43V204H40V203H38V201L40 200V202H42L41 201V199L40 198H38V197H36V199H35V197H33V199L35 200L34 202H36V200H38L37 201V203L38 204H36V203H34L32 200V194L30 193V196H29V194H28V190H31V188L29 189V188H26L25 187V190L27 191L26 193L28 194H26L25 195V190H23V192H24V195L22 194H19L18 192H17V195H18V197H17V195H16V193L14 192V191H11V188H9V187H7L8 189H10V190H5V188H2V189H4L5 191H11L10 193L12 194V198H14L15 199V204H16V202H18V204H20L19 206H21V204H22V210H21V208L20 207H18V208H20V209H17L16 210V212L15 213H13L14 211H15V209L16 208H14V206H13V208H12V204L11 203H13L14 201V199L13 200H11V201H13V202H9L8 200H7V202H6V204L8 203H10L9 205H10V207H11V209H14V211L12 212V210H11V212L15 215H18V211L20 212L19 214H20V216L18 217V218H16L13 214H9V215H3V216H1L0 215V217H3V218H1V220H3V222H1L0 221V223L1 224H3L2 225V227L3 228H6V233L8 234H4L6 237H5V239H6V243H7V241L9 242V241H11L12 243H10V244H12V245H14V243H15V245L12 247L13 249H11V251L9 252V250H8V252H6V253H10V255H7L8 257H9V260H8V263L7 264H24V262L26 261V259L28 258V256L29 255H31V254H29V248H30V250L33 248H31V246L30 245H32L33 243H31V244H29L28 246H30V247H26L27 245H26V243L25 242H27V241H29V242H27V243H30V241L31 240H33L32 238H35V236H31V235H33V234H35L36 235V233H34L37 229L39 230H41V229H44L43 227L44 226H46V228H45V230H47V231H49L50 229L52 230V229H59V228H56V227H60L61 226V224L63 225V226H65V227H67L69 224H70V226H68L67 227V230L68 229H71L70 231L68 230V231H65L64 229L62 230V229H60V231L63 233L64 231L65 232H69V234H67V233H65V234H67V235H70L69 237H67V235H66V237L63 235V234H53L54 235V237L52 236V235H50V237L52 238H50V237H45L46 235H44V236H42L43 235V233H42V235L40 234V233H38V235H36V236H39V234H40V236H42V238H46V239H51L50 241L51 242H54V243H51V244H53V245H51L50 243H49V245H51L50 247L52 248V246H55V247H53V249H55V251H56V249L57 248H59V246L61 247V245H63L62 247H61V249H64L65 251H67V252H65L64 253V250L61 252L59 249H57V250H59L60 251V253H59V251H56L57 253H59V254H61V255H63V256H65V254H66V256L65 257H68V255H70V258H72L73 257V261L72 262H69V261H71L72 259H70L69 258V260H68V263L67 262H65V263H67V264H84V262L85 261H89L90 262V264H112V262H114V264H115V261H117V257L119 256L118 254H120L121 252H125L126 253V250L125 251H122L123 249V247L124 246H128L129 244L128 243H130V242H127V244H123L122 245V243H121V240L118 238V237H120L122 234H126V232H127V230L125 229V226L129 223V222H125V220L124 219H122V217H124V216H122V217H120V214L122 213V210H121V208H118V206L116 207V208H111V207H108V208H106V209H104V207H106V206H104V204H103V206H101V204H100V207H103V211L105 210V215L107 214V216L108 217H105V218H107V221H108V226L106 225L104 228H102L103 226H101V225H105V224H102V222H101V216H99L98 214L97 215H95V214H90V213H88V211H90L91 210V208H94V205H97V200H91V198H90V200L87 198V200H83V201H79V203L78 204H76L75 202H73L75 199H73V198H75V196L73 195V196H70V195H67L66 194V196L67 197H65L64 198V195H63V197L62 198H64V200H65V202H66V204L63 206V204H60L61 202H57V200L60 198L59 196V192L57 193L54 189L56 188V189H58ZM77 187H83V190H79V191H77L76 190V188ZM6 188V189H7ZM1 189V190H2ZM55 192H54V191ZM59 190V189H58ZM57 190V191H58ZM60 190H61V188H60ZM3 191V190H2ZM2 191H0V192H2ZM5 191H3V193L5 192ZM62 191H64V190H62ZM93 191H94V189L92 190V191H90V193L92 192L93 193ZM19 192H22V190L21 191H19ZM22 192V193H23ZM30 192H32V191H30ZM66 192V191H65ZM3 193H1V194H3ZM9 193V194H10ZM13 193H15L14 195H16L15 197L13 196ZM34 193H36V192H34ZM64 193V192H63ZM89 193V194H90ZM9 194H8V196L7 197H9ZM62 194V193H61ZM65 194V193H64ZM85 194V193H84ZM83 194V195H84ZM5 195V194H4ZM35 195V194H34ZM33 195V196H34ZM37 195V194H36ZM91 195V194H90ZM89 195V196H90ZM22 196H24V197H22ZM26 196L28 197V198H30L31 197V199H30V201H29V199L28 198H26ZM6 197V198H7ZM17 197V198H16ZM71 197H73V198H71ZM2 198V197H1ZM6 198H5V201H6ZM11 198V199H12ZM25 198L27 199V201L28 202H33L34 204H36L35 206H31V208H29V207H27L26 205H24V201H25ZM10 199V198H9ZM17 199V200H16ZM24 199V200H23ZM2 200V199H1ZM61 200V199H60ZM89 200V201H88ZM4 201V202H5ZM59 201V200H58ZM76 201V200H75ZM0 202H2V201H0ZM19 202H22V203H19ZM31 202V203H32ZM49 202H51V203H49ZM43 203V202H42ZM45 203V202H44ZM102 203H103V201H102ZM2 204L4 205V203L2 202ZM2 204H0V205H2ZM72 204V205H71ZM29 205V204H28ZM6 206V205H5ZM24 206H25V208H24ZM10 207L9 208H7V206L6 207H4L5 208V210L6 211H4V213H2V214H5V213H7V212H9V210H7V209H10ZM79 207V209L81 208L82 210H80L79 211V209H77V208ZM99 207V208H100ZM1 209H2V207H0ZM27 208H28V210H27ZM111 208V209H110ZM74 209H76L75 211H77V212H75L74 211ZM74 211V213H72V215L73 214H75V215H78V213H79V215L78 216H72L71 218L69 217V219H68V217L66 216V214H67V212L65 213V214H63L64 213V211H68V212H73ZM2 211V210H1ZM26 211V212H25ZM63 211V212H62ZM79 211V212H78ZM70 212V213H71ZM10 213V212H9ZM28 215V217L27 216H25L27 219H29V221L28 220H25V218L23 219V220H25V221H28V223L30 222V220H31V222H30V224H33V225H30V227L28 226V228H32V226L36 229L32 234H30V237L28 238V233H30V230H28V231H26L25 229H22L24 232H26V234L28 235V236H26L27 238L26 239H31V240H26V239H24L25 238V236H21V235H24V234H22V233H24V232H21V230H19L20 231V233H18L19 231H17V229H20V228H18L17 227V225L18 226H25V224L24 223H26V225H28V223L27 222H25V221H23L22 222V224H19V223H17L18 221H21V218L20 217H22L23 215ZM0 214H1V212H0ZM23 214V215H22ZM22 215V216H21ZM48 215V216H47ZM65 215V216H64ZM85 215H87V216H85ZM93 216V215H95L93 218L92 217H88V216ZM101 215V214H100ZM6 216V217H5ZM11 216V217H10ZM64 216V217H63ZM24 217V216H23ZM22 217V218H23ZM42 217V218H41ZM47 217V218H46ZM67 218V220L65 219H63V218ZM86 217H87V219H86ZM100 217V218H99ZM82 218H84V219H82ZM89 218H91V219H94V223L91 221V219L89 220ZM20 219V220H19ZM96 220V221H95ZM15 221H17V222H15ZM68 221V222H67ZM100 221V222H99ZM13 222V225L15 226L16 225V227H15V230L10 226V225H12L11 223ZM70 222V223H69ZM98 222V223H97ZM8 223H10L9 224V226L7 225ZM21 223V222H20ZM67 223H69L68 225H67ZM125 223H127L126 225H125ZM60 225V226H59ZM130 225L131 224H128V226H129V231H132V229H130ZM7 226V227H6ZM13 226V227H14ZM52 228H51V227ZM132 226V225H131ZM10 227H11V229H10ZM23 227H21V228H23ZM50 227V229L48 230L47 228H49ZM64 227V228H65ZM1 228V227H0ZM25 228H27V227H25ZM100 228H102V230L100 229ZM128 228V227H127ZM133 228H135V227H133ZM2 232H3V229L1 228L0 229ZM32 231L34 230V229H31ZM37 230V232H39ZM106 230V231H105ZM109 230V231H108ZM0 231V232H1ZM31 231V232H32ZM44 231V230H43ZM42 231V232H43ZM55 231V230H54ZM53 231V232H54ZM57 232H58V230H56ZM59 231V232H60ZM99 231H100V233H99ZM103 231H105V232H111L112 234H109V235H111V236H109V235H107V234H104L105 232H103ZM45 232V231H44ZM51 232V231H50ZM58 232V233H59ZM70 232L72 233V234H70ZM103 232V233H102ZM133 232H134V230H133ZM4 233V232H3ZM55 233V232H54ZM102 233V234H101ZM130 233H132V232H130ZM135 233V232H134ZM18 234H20L19 236H16V235H18ZM44 234H46V233H44ZM113 234H115L114 236H116V238L117 239H119V241H120V243L119 242H117V239L115 240V242H117V244L115 243V246L116 247H111L110 248V245H111V241H113L114 242V238H113V240L112 239H110L111 237H113L112 235ZM125 234L123 235V237L125 236ZM1 236H2V238H3V235H2V233L0 234ZM61 235H63L64 237H62ZM109 236L108 238L107 237H105V236ZM117 235H119L118 237H117ZM130 235V234H129ZM0 236V237H1ZM127 236H128V233H127ZM126 236V238H128ZM14 237V238H13ZM22 237H24V238H22ZM123 237H121L122 238V240L125 242V240H124V238ZM133 237V236H132ZM131 236H130V238H132ZM38 238V237H37ZM40 238V237H39ZM38 238V241H40V242H42V240H40ZM41 238V239H42ZM23 239L25 240V242H23ZM133 239V238H132ZM132 239H129L130 241L132 240ZM44 240V239H43ZM53 240V241H52ZM135 240V239H134ZM133 240V241H134ZM46 241V240H45ZM49 241V242H50ZM122 241V242H123ZM3 242V241H2ZM23 242V243H22ZM31 242H34V240L33 241H31ZM36 242V241H35ZM47 242V241H46ZM89 242H94L93 243V245H94V249L95 250H92L91 248L92 247H90L89 246ZM123 242V243H124ZM25 243V244H24ZM39 243V242H38ZM37 243V244H38ZM37 244H35L36 245V248L37 247H39L41 244H43V245H45V242L43 243H41V244H38L39 246H37ZM47 244H48V242H47ZM46 244V245H47ZM108 244V245H107ZM121 244V246L120 247H118L119 245ZM131 244V243H130ZM1 246L0 247H2V244H0ZM7 245L8 246H10L8 243H7ZM24 245H26L25 247H24ZM48 245V246H49ZM69 245V246H68ZM97 245V250H96V246ZM8 246H3V247H8ZM16 246V247H15ZM33 246H34V244H33ZM47 246V247H48ZM58 246V247H57ZM64 246H66V247H68L67 249H65V247ZM123 246V247H122ZM2 247V248H3ZM43 247L44 248H46L45 246H41V248L43 249ZM57 247V248H56ZM69 247L70 248H72V250H73V252L74 253H72V254H74V255H72L71 254V252L69 253V250L70 251H72L71 249H69ZM129 247H131V246H129ZM9 248V247H8ZM15 248V249H14ZM28 248V249H27ZM36 248H35V246H34V248L33 249H35L36 250ZM110 250H112L113 248V250L112 251H109L108 252V250L109 249ZM115 248H120V249H122V250H118V251H120L119 253H117L116 251L115 252H113L114 250H115ZM10 249V248H9ZM25 249H27V251H28V254H26L27 253V251H25ZM39 249V248H38ZM47 249H49V248H46V250ZM124 249H127V248H124ZM129 249V248H128ZM6 250V249H5ZM35 250H31V251H33V253H38V252H35ZM51 250V254H52V249H50ZM4 251V250H3ZM37 251H39V250H37ZM45 250H42V252L40 251V253H42V254H44V257L46 256L47 258H51L52 259V257L54 258L53 259V262H55L56 260H58V259H56V257L57 258H59V261L58 262H63V261H61V260H64V261H66L67 259L65 258V257H58V254H55V253H53L54 254V256L52 255L51 257H50V251H46V253L44 252ZM54 252V251H53ZM128 252H129V250H128ZM5 253V252H4ZM62 253H64V254H62ZM112 253V255H113V257H114V254L116 253V255H115V257L116 258H113V260H112V258H111V260H110V257H112V255H110ZM125 253L123 254V255H125ZM34 254V258H31V257H29V260H31V261H33V262H29V261H26L27 263L29 262V263H34V259L35 258H37V260L41 263V261H43L44 262V260L45 259H47V258H43L42 260H41V258L39 257L40 255H42V254H39L38 253V257H36V255ZM46 254V255H45ZM68 254V255H67ZM6 255V254H5ZM118 255V256H117ZM166 255V254H165ZM7 256H4V258H6ZM32 256H33V254H32ZM43 256V255H42ZM109 256V257H108ZM75 257V258H74ZM123 257V256H122ZM38 258H40V259H38ZM62 258V259H61ZM119 258V257H118ZM125 258V257H124ZM61 259V260H60ZM75 259V260H74ZM4 260V259H3ZM7 260V259H6ZM121 260V259H120ZM124 260V259H123ZM1 261V260H0ZM74 262V263H73ZM167 262V261H166ZM3 263H5V262H3ZM26 263V264H27ZM35 263H37V262H35ZM59 263V264H60ZM122 263V262H121ZM164 263V262H163ZM55 264V263H54ZM57 264V263H56ZM64 264V263H63ZM123 264H126L125 262L123 263Z\"/></svg>",
	"mask_w": 264,
	"mask_h": 264
}]
</instances>
